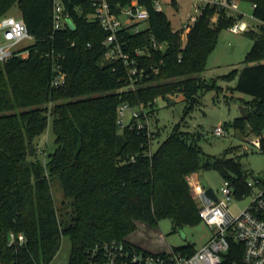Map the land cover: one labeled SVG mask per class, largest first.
Instances as JSON below:
<instances>
[{"label":"trees","instance_id":"obj_1","mask_svg":"<svg viewBox=\"0 0 264 264\" xmlns=\"http://www.w3.org/2000/svg\"><path fill=\"white\" fill-rule=\"evenodd\" d=\"M64 1L75 27L55 30L52 0H0V18L17 5L34 39L0 60V264H50L64 236L71 241L68 264H84L88 248L128 240L140 223L156 228L169 218L174 229L197 224L200 207L189 176L206 168L228 179L236 197L252 191L241 163L206 154L198 134L176 126L152 151L157 131L137 127L135 118L124 127L119 121L123 102L142 107L151 118L158 97L179 93L185 112L191 111L200 94L216 86L198 74L220 29L242 14L223 11L212 22L213 12H206L182 44L167 14L150 9L149 27L127 34L130 44L148 46L154 35L168 47L150 51L142 60L148 75L127 90L122 89L130 83L126 65L102 63L106 32L88 18L92 0ZM245 1L252 3L261 32L249 31L253 44L235 88L252 99L245 101L246 116L233 124L244 133L248 127L264 151V0ZM55 61L67 74L61 87L51 85ZM49 123L56 147L44 161L36 139ZM32 143L36 155H31ZM55 179L63 191L60 206L53 194ZM10 231L24 233L26 242L9 246ZM180 248L196 249L192 244Z\"/></svg>","mask_w":264,"mask_h":264},{"label":"built area","instance_id":"obj_2","mask_svg":"<svg viewBox=\"0 0 264 264\" xmlns=\"http://www.w3.org/2000/svg\"><path fill=\"white\" fill-rule=\"evenodd\" d=\"M91 4L93 11L88 14V18L98 22L106 32L102 41L105 48L102 63L121 61L126 65L130 83L122 89L127 90L142 84L144 77L148 75V68L142 60L150 55V51L165 52L168 47L166 41H160L154 35L148 46L130 44L127 34H137L149 27L150 9L163 13L171 9L179 14L184 5H188L186 21L179 28H174L179 32L182 44L186 42L194 23L206 12H213L210 17L212 22H217L219 13L223 11L227 15L239 14L238 0H92ZM3 18H0V36L4 40V43H0L1 61L14 54L11 46L24 38H33L22 18ZM68 18L72 19L65 1L52 0L54 29L69 26ZM248 28V23L242 19L229 27L233 32L246 31ZM150 69L156 71L157 67L150 65ZM66 79L67 74L61 63L55 61L51 85L61 87ZM126 111H130L132 115L128 123L135 118L137 127H150L143 108L133 109L128 102H123L119 111V121L123 127L128 124L124 120ZM214 131L216 135L223 136L227 130L218 125ZM254 144L260 147V140H254ZM189 184L194 197L202 201L199 208L201 221L212 230L210 238L204 244L193 252L182 248L155 252L129 240H112L88 248L84 264H264V176L256 179L255 183L248 182L252 187L249 194L253 195V200L237 215L230 209L235 194L228 179H224L220 188L221 197L216 193L217 200L205 194L199 172L189 176ZM255 184L258 186L257 191L253 190ZM245 196L247 195L242 198ZM25 242L24 233L9 232V246L23 245Z\"/></svg>","mask_w":264,"mask_h":264},{"label":"rangeland","instance_id":"obj_3","mask_svg":"<svg viewBox=\"0 0 264 264\" xmlns=\"http://www.w3.org/2000/svg\"><path fill=\"white\" fill-rule=\"evenodd\" d=\"M238 7L239 13L242 14L241 19L248 23L249 28L241 32H233L229 28L220 29L216 45L208 55L206 67L198 74L208 83H214L216 86L205 89L200 94L198 104L188 113L185 112L186 101L181 93L170 95V97H158L154 106L155 113L151 118L148 117L150 129L158 132L152 142L151 150H156L175 127L179 126L181 130L198 134V143L206 154L235 157L241 163L242 169L246 171L247 180L255 183L257 175L264 176V151L254 144L257 136L250 132L248 127L244 133L233 123L235 118L242 116L241 107L245 105V101L252 99L249 94L237 90L235 86L241 70L246 66L244 63L246 54L253 44V36L249 31H255L254 34L260 33L261 22L253 16L251 2L238 0ZM180 11L179 14L171 9L166 11L175 29L186 21L188 5H184ZM9 16L22 17L21 10L17 5L8 11L3 20ZM0 43H4L2 36H0ZM33 43L34 39L27 37L11 46V49L12 51L22 50ZM131 117L130 111H126L125 122L128 123ZM218 125H222L227 130L225 135L215 134V127ZM36 142L38 157L45 161L56 147L51 123L37 137ZM34 155H36V149ZM199 177L205 178L208 186L212 187L221 197L220 188L223 186L224 177L219 171L206 168L199 172ZM52 187L56 204L60 206L63 191L57 179L53 181ZM257 188L258 186L255 184L253 190L257 191ZM252 200V194L244 198L235 196L230 209L237 215L250 205ZM197 202L201 207L202 201L197 199ZM211 233L212 230L203 221L174 229L172 220L163 218L156 228H150L140 223L138 229L130 234V239H134L137 245L145 249L161 252L178 249L189 244L198 248L210 238ZM70 251L71 241L69 237L64 236L61 247L50 264H68Z\"/></svg>","mask_w":264,"mask_h":264},{"label":"water","instance_id":"obj_4","mask_svg":"<svg viewBox=\"0 0 264 264\" xmlns=\"http://www.w3.org/2000/svg\"><path fill=\"white\" fill-rule=\"evenodd\" d=\"M67 22H68V25L70 28L75 27L72 19L68 18ZM241 112H242V116H246V111H245L244 106L241 107ZM34 154H35V144L32 143L31 144V155H34ZM255 178L256 179H262L263 175H257ZM201 182H202L203 187L205 188V194L208 195L209 197H211L212 199L217 200L218 197L216 195V192L214 191V189L212 187L208 186L207 180L205 178H201Z\"/></svg>","mask_w":264,"mask_h":264},{"label":"crops","instance_id":"obj_5","mask_svg":"<svg viewBox=\"0 0 264 264\" xmlns=\"http://www.w3.org/2000/svg\"><path fill=\"white\" fill-rule=\"evenodd\" d=\"M128 240L131 241V242H133V243H135V242H134V241H135L134 239H130V235H129V237H128ZM135 244H136V243H135ZM139 246H140V245H139Z\"/></svg>","mask_w":264,"mask_h":264}]
</instances>
